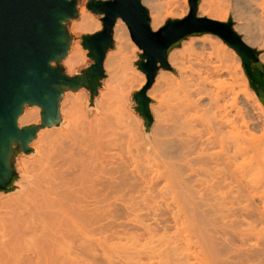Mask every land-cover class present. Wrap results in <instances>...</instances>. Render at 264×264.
<instances>
[{
    "label": "bare ground",
    "instance_id": "6f19581e",
    "mask_svg": "<svg viewBox=\"0 0 264 264\" xmlns=\"http://www.w3.org/2000/svg\"><path fill=\"white\" fill-rule=\"evenodd\" d=\"M211 1L212 0L200 1L199 17H206L208 19L222 23L227 22L229 13L226 12L227 10L225 11L223 9L224 6L222 4H217L215 1L214 3L212 1L211 3ZM184 3H186L185 5L187 6L188 0H185ZM255 4H257V6L255 5L256 7L259 6L261 18L263 19L264 2H261L262 5L259 4V2H255ZM174 11L175 9L173 12L168 11L167 13H169L168 15L170 16L174 13ZM185 12L188 13L187 11ZM185 12H183L184 14H181L185 16ZM79 14V21L76 23L73 21L74 24L72 23L71 25V33L79 35L85 30H88L90 27L93 28L94 26H98L97 28L101 29V25L97 19L95 20L94 15L87 12L83 7H81L79 10ZM174 16L176 15L174 14ZM154 22L155 20L153 23ZM118 23H120V25L116 27L118 28L116 29V36L119 35L122 38L123 35L128 36L126 28L127 24L125 25L120 20ZM155 28L157 29L158 27L156 26ZM260 30H262V28ZM261 33L260 36L262 37L260 38L262 39V42H260L262 49H264V32L261 31ZM116 39L118 38L116 37ZM194 39L199 43V45L202 46L208 44L209 46H214V48H216L215 45L219 43L220 50H222V48L226 49L229 47L226 43L224 44L221 41H215L211 34L202 35V37ZM243 40L248 44L246 38ZM70 43H72L71 46ZM190 46H193V42L190 43ZM229 50L231 56L237 58L238 53L232 47ZM176 51L177 50L171 53L169 61L172 69L178 72L179 78L176 77L172 72L166 70L162 71V76L155 80L153 88L150 89L149 93H147L151 100L155 101L158 97H160V100L162 101V96L165 98L167 95L174 98L175 103L171 102L173 98H165V100H163L164 102L171 100V103L169 101L167 102L170 107H167V105H164V107L166 106L165 108H172V110L174 109L173 111L171 110V112H175V117L174 119H171L172 125L167 128V132L162 130V126H158L160 129V133L158 134H164L163 137L161 134L163 139L161 137L158 138L161 139L160 143L156 139L159 137V135H155L156 140L154 141H157L158 145L160 144L161 147L158 146V150L157 147L152 149L154 150L155 155H157L156 158L162 161L163 166L172 167L168 173L165 175H153L154 172H152L146 175L144 172L133 169H127L125 170L126 173H121V169L118 168L115 174H119V176L109 180V163L100 161L101 155L104 154L105 151H109V148L111 147L109 146V122H111L109 121V114L113 113L117 116V114L119 115L120 113H123L131 97V94L127 95L128 92L130 93V91H126V87L128 86L129 81H131L129 79H132L131 76L128 77V71L134 67H132V62H130L132 58L125 55L121 58L123 59V65H118L115 56L114 58L116 60L113 61L112 56L111 61H109V55L106 54L108 57L106 61L105 59L104 61L108 79L105 81V90L100 91L102 92L100 93V112L98 116L95 115L96 118L94 121L92 120V122H88L79 120L77 114L83 109V105L80 102V104L76 102L78 106L80 105L82 108H80L81 110L79 109L78 111L75 104H73L71 107H68L69 105L65 106V102L62 103L60 99L61 102H59V107H61V125L63 128L59 129L57 126L41 130L40 132L37 131L33 146L36 148L35 151L37 152L38 156L33 162L30 161L31 166H26V159H21V166L23 168V172L26 174L24 175L26 179H28L30 187L24 189L23 184L18 182V179L16 178L17 172L15 170V163H13V161L11 162L12 173L9 176L10 186L8 188L12 190L16 188V190H18V196L21 197L17 198L16 204L14 202L15 205L9 206L10 208L13 207V211L11 212H14L12 215L10 214L12 218H10V221L14 227L16 225V227H18L20 230L22 229V233L20 232V234L24 235V232L26 233L25 235L35 238L33 239L34 241L32 240L33 242L38 241L37 243L42 247V252L38 253L36 257H39V254L44 255L43 260L46 262V264H213V255L218 253L215 251L216 248L214 245L211 243V245L214 247H212V249H214V254H211L212 251L209 248L210 252H208L210 253V256H208V254L205 252V249L202 247L203 243L201 244L199 242V235L195 236V239L197 238L195 241H198L199 243L193 241L192 235L195 233L192 232L193 230H189L187 228V225L190 223V221L186 218L188 215L185 216L186 214H183L185 212H182L184 209L182 210L181 207H185V201H189L187 203H190L191 199H194V202L196 199L205 201V204H202L203 208H205V216H207L206 214L209 213L211 218L213 217L211 216L212 213V215H217L216 213H219L218 216H221L222 223L223 221H228L229 219L231 220V228H235L236 225V229L233 230H238V236H235L237 239L239 238V242H241V246L239 247L238 245V248L240 249H237V245L235 244L236 247H233L235 250L232 251V246L235 245H233L231 239V242H229L230 244L232 243L231 245L227 243L226 239L222 240L224 242L226 241L227 245L224 242L222 243V241L221 244L223 248L224 246L225 248L231 246L229 247L230 249L232 248L230 250L231 252L228 250L229 248H227V251L230 253L235 252L234 254L237 256L236 258L239 261L237 259L234 261L235 255H231L229 252L228 253L232 256V259L228 258L230 255L226 257V259L221 253L220 255L218 253L217 255L219 261H221L220 263L217 261V255L215 261H217L219 264H223V261H227L229 263L228 259H231L233 261H230V264H239L240 260H242L240 264H245L247 257L246 260H243V258H245L244 256L247 255L250 262L247 261L246 264H251L252 262H254L253 264L256 262L257 264H264V93H261V99L255 92H251V98L248 95L250 94V91L249 93L245 94L248 95V98L246 96V101H253V105L251 104L252 106H248V103L241 101L239 97L240 93L237 92L234 94L230 91L232 93V95H230V93H228L225 89H222L225 83L222 85V82L220 83L221 80L219 78L225 73L227 74L232 72L228 66L225 64H214L216 60L212 63H207V70H205V74L207 75L205 77L196 76L197 79H195V76L192 75L191 77L189 73L187 74L189 67L185 62V58L180 53L179 55L176 54ZM68 52L67 53L69 56L67 55L68 57L65 59L64 64L68 71L72 74L76 71V67L80 65V62L85 60L87 53L78 41L69 42ZM222 55L219 57L223 60L224 56L222 57ZM263 56L264 54H262L260 57L262 62H264ZM121 59L119 58L118 61ZM115 63L117 66L113 67ZM233 63L236 64V62ZM111 65H113L112 67L114 69H112L114 71L119 68V72L116 71L117 77L116 75H112V77L109 79V67L111 68ZM202 68L199 69L202 70ZM112 69L111 71L114 72ZM189 70L193 71L194 68L193 70ZM193 73H196V71H193ZM200 74L202 73L200 72ZM224 76L225 75H223V77ZM243 77L244 80H242L245 84L243 85L245 88L247 87L246 89H248L249 82L245 76ZM143 86L144 84L141 85L140 88ZM163 88H166L164 89L166 92L170 91L173 93V96L170 92L166 93L160 91L161 89L163 90ZM124 93L127 96H125ZM65 94H67V91ZM118 95L124 96L121 97L122 99H120V96L118 98ZM84 96H87V93L84 92ZM204 97L208 98L206 104L201 103ZM74 98L76 99L75 95ZM81 98L84 97H80L78 99L81 100ZM111 99L114 100L111 102ZM118 99H120V101ZM117 100L119 101L118 104L116 103L118 102ZM121 100L123 101L121 102ZM160 100L159 103L163 104L164 102L161 103ZM152 108L154 109L156 107ZM161 109L164 111L162 106ZM163 111L161 112L164 115ZM167 111L168 110L165 109V116H167ZM153 112L156 111L154 110ZM161 112L159 114H156L158 112L155 113L157 116L160 115L159 117L156 115L155 116L157 118H162L163 115H161ZM174 114L169 115L168 113V116H164L165 119H163L162 122H164L166 118L170 119V116L172 118ZM114 115L113 117L119 121V116L116 118ZM41 118L42 108L40 106L33 107L30 109V111H25L24 108L21 116L18 119V126L19 128H24L26 125H39L41 123ZM139 122L141 121L139 120ZM168 123H170L169 120ZM163 124L166 123L164 122ZM119 126L122 125L120 124ZM157 128L155 129L157 130ZM120 130L121 129H119V131ZM126 130L128 132V128H126ZM161 131H164L165 133ZM110 135H112L111 132ZM155 136L153 135V137ZM164 136L166 137V140H164ZM169 137L172 138L168 139ZM133 138L134 141L137 142L135 137ZM138 139L140 140V135ZM162 140L164 141L162 142ZM112 143H115V141ZM124 144L126 145V143ZM148 144L149 143H147V145ZM153 147L154 146H152V148ZM150 148L151 147H148V149ZM118 151L121 150L118 149ZM147 152L149 153V151ZM128 155L130 157V152ZM116 162L114 161L113 166H134L133 162L137 161H133L132 164H130V161H125L122 159L119 163ZM155 162L157 161L155 160ZM150 164L152 163L150 162ZM135 165L138 164L135 163ZM154 165L156 166L155 163ZM146 166L148 165L146 164ZM162 177L165 183L161 190L162 192H165L169 195L168 201L172 202L166 204V210H162V205L156 201L155 197H153V194L157 193L158 191V179ZM22 182L24 181L22 180ZM3 189H5V187ZM22 195H24V197H22ZM109 196H111L112 199H115V203L112 202L110 206ZM10 200L11 199H9V201ZM204 201L200 202L204 203ZM116 202H120L121 204H117ZM190 204L188 205L191 206ZM199 206L201 207V205ZM188 208L189 207L186 209ZM180 209L182 211H180ZM144 211H146V213L141 214ZM191 212L192 217L194 212L193 210ZM204 213L201 215L203 216ZM181 214H183L187 220H185ZM2 215L5 216V214ZM167 215H169V218ZM109 218H112L111 224L109 223ZM237 218H240V220L238 223H235ZM82 220L91 224L92 226L99 225L98 230H100V233L97 232V235L100 234L101 236L98 235L100 238H96V240L94 238L92 239V237L97 236L94 234L96 231H98L96 230L97 228H93L94 230H80V222H82ZM193 220L195 221V219ZM105 221H108V224L106 223V225H101V223H104ZM191 223L188 225V227L193 225ZM109 224H113L110 231L109 227L108 229L106 227L109 226ZM223 224L225 227H227L225 223ZM2 227L3 226H1V228ZM173 228H176L175 231L177 232L175 234L170 232ZM228 228H226V230ZM181 229L182 231H190V233H188L189 235H179L181 233L179 230L181 231ZM229 229L227 231H229ZM3 230L0 231V233L3 232ZM226 230H224L223 233L229 235L226 233ZM187 231H185V233ZM4 233L5 232L2 234ZM229 233L233 232L229 231ZM109 238L119 241L117 243L118 245H116V247H118L116 249V256L110 255L112 250L108 252L110 250L108 246ZM224 238H226V236ZM229 238L227 236V239ZM3 239L1 238L0 240ZM209 239L208 241L211 240ZM123 240H125V243H122ZM191 240L195 242V247L192 245L193 242ZM253 240H256V242L253 243ZM3 241H1L2 243L0 242L2 245ZM11 241L13 242V239H11ZM11 241L9 240V243ZM15 243L17 244V242ZM2 245H0V247H2ZM198 245L200 247H198ZM209 245L210 244L208 243V246ZM105 246H108V248ZM10 247L11 250L15 249V246L12 247L11 245ZM256 247H259L257 248L258 250H256ZM245 248L250 250V252L246 250L250 255L246 254V251H244ZM17 249H19V246ZM242 249L245 252L241 255L243 258L240 256V253H243ZM238 252L239 254H236ZM251 254L254 256H251ZM221 255L224 257L223 259H226V261L221 259L222 257L220 258ZM238 256H240V258ZM250 257H254L255 259L253 258L254 260L251 262L252 259ZM1 258L4 259V257ZM14 258L17 259V253L14 254ZM37 259L31 260L30 258V263H41V261ZM18 261L21 262L19 258L17 259V262Z\"/></svg>",
    "mask_w": 264,
    "mask_h": 264
},
{
    "label": "water",
    "instance_id": "95a60500",
    "mask_svg": "<svg viewBox=\"0 0 264 264\" xmlns=\"http://www.w3.org/2000/svg\"><path fill=\"white\" fill-rule=\"evenodd\" d=\"M191 12L181 20H168L153 31L148 9L142 0H91L87 8L102 15L103 30L82 37L83 47L93 59L86 72L76 77L59 66L67 56L71 37L66 23L78 17L77 0H0V190L9 183L13 146L28 151L36 137L37 126L19 128L24 108H42L41 127L59 121V102L65 90L90 88L94 97L104 77V59L113 45V29L121 18L131 38L143 51L139 70L146 85L134 95L137 111L150 127L154 118L149 109L148 90L160 68H168V55L183 40L212 34L220 37L241 57L251 87L261 99L264 93V64L260 53L234 30L232 19L222 23L198 16L201 0H189Z\"/></svg>",
    "mask_w": 264,
    "mask_h": 264
},
{
    "label": "rangeland",
    "instance_id": "374dc122",
    "mask_svg": "<svg viewBox=\"0 0 264 264\" xmlns=\"http://www.w3.org/2000/svg\"><path fill=\"white\" fill-rule=\"evenodd\" d=\"M91 0H77V9H78V17L77 18H75V19H71V20H69L67 23H66V27H67V31H68V33H69V36L71 37V39H70V41L72 42V41H78V42H80V44H81V46L83 47V44H82V37L84 36V35H92V34H95V33H97V32H100V31H102L103 30V22H102V18H103V16L102 15H98V14H95V13H93V12H91L88 8H87V4L90 2ZM103 1H106V0H103ZM146 1V2H145ZM142 0V3H143V5L148 9V11H149V15H150V19H151V28H152V30L153 31H158L159 29H161V28H163L164 26H165V24L167 23V21L168 20H181V19H185V18H187L188 16H189V14H190V12H191V7H190V1L188 0V4H187V6L185 5L186 3H184V1L185 0H178V1H176V0ZM210 1V0H209ZM213 1V3H214V1L217 3V4H222L224 7H223V9L227 12V13H229V18H228V20L229 19H232L233 20V23H234V30L239 34V35H241V37L244 39V38H246V41L248 42V45L249 46H251L252 48H254V49H256L259 53H260V57H261V55L262 54H264V49H262V46H261V42H262V39L260 38V37H262V36H260L262 33H261V31L262 32H264V18L262 19L261 18V11H260V8H259V6L258 7H256L257 6V4H255V2L256 3H258L259 2V4H261V2L263 3L264 2V0H212ZM212 1H211V3H212ZM249 1H251V2H249ZM170 2V3H169ZM169 3V4H168ZM226 3V4H225ZM233 3V4H232ZM256 5V6H255ZM262 5V4H261ZM228 6H230V7H228ZM81 7H83L87 12H89V13H91L92 15H94V18H95V20L97 19V21L99 22V24L101 25V29L100 28H97L96 26H94L93 28L92 27H90L88 30H85L83 33H81V34H79V35H77V34H74V33H71L70 32V28H71V25H72V23H73V21L76 23L77 21H79V18H80V14H79V10L81 9ZM184 7H186V8H184ZM227 8V9H226ZM244 8V9H243ZM175 9V11H174V13L172 14V15H168L169 13H167L168 11L170 12V11H172L173 12V10ZM187 9V10H186ZM254 9V10H253ZM185 11H187L188 13H186ZM176 12V13H175ZM183 12H185V16H183L182 14H184ZM182 13V14H181ZM174 14L176 15V16H174ZM178 15V16H177ZM182 15V16H181ZM200 15V13H199V8H198V16ZM180 16H181V18H180ZM183 17V18H182ZM201 17V16H200ZM239 17V18H238ZM119 20L120 21H122L125 25H126V23L122 20V19H118L117 21H116V23H115V26H114V34H113V45H112V47L108 50V52H107V55H109V61H111V57L113 58V61L114 60H116L118 63V65L120 64V65H123V59H121L124 55L125 56H129L130 58H132L131 60H130V62H132V67H134V68H132L130 71H128L129 73V76L128 77H130L131 76V78L132 79H129V80H131V81H129V83H128V86L126 87L127 89H126V91H130V93L128 92V94L127 95H130L131 94V97H130V100H129V103H128V105L126 106V110L124 109V111H123V113H126V114H123V113H120L119 115L117 114V116L116 115H114L113 113H111V114H109V121H111V122H109V146H111L110 148H109V151H105L104 152V154H102L101 155V160L100 161H103V162H105V163H109V180L111 179V178H114V177H118L119 176V174H115L116 173V171H117V169L118 168H120L121 170L120 171H122L121 173H126L125 172V170H138V171H140V172H144V174H146V175H148L149 173H152V172H154V174L153 175H165L166 173H168L170 170H171V166H163L162 165V161L160 160V159H158V158H156V156L157 155H155V153H154V150H152V149H154L155 147H157V150L159 149L158 148V146L159 147H161L160 146V144L158 145V142H160L161 143V139H158V138H160L161 137V134H158V133H160V129H159V127H161L162 126V130H164L165 132H167L166 130H167V128L168 127H170L171 125H172V122H171V119H174V117H175V112H171V110H172V108L170 109H168V108H165L164 107V105H167V107H170L169 105H168V101L170 102L171 100H168L167 102H166V104H165V102L163 101V100H165V98H173V97H169L168 95V97L166 96L165 98H163V96H162V101L160 100V97H158L157 98V100L155 101V100H151V98L149 97V99L151 100V107H150V105H149V107H150V111H151V113H152V115H153V118H154V121H153V124L150 126V127H148L147 125H146V120L140 115V113L137 111V102L135 101V99H134V95L138 92V91H140L145 85H146V83H147V78H146V75L141 71V70H139V67H138V65H137V63L138 62H140L141 61V59H140V55L141 54H143V51L136 45V43L132 40V38H131V34H130V31H129V28H128V26L126 25V28H127V35L128 36H124L123 35V38L122 37H120L119 35H117L116 36V29H118V28H116L117 26H119L120 25V23H118L119 22ZM155 20V22L153 23V21ZM228 20H227V22H228ZM263 21V22H262ZM226 23V22H225ZM74 24V23H73ZM258 25V26H257ZM158 27L157 29L155 28V27ZM262 26V27H261ZM259 27V28H258ZM262 28V30H260L261 28ZM86 32V33H85ZM249 33V34H248ZM261 33V34H260ZM248 34V35H247ZM205 35H207V34H205ZM212 35V34H211ZM253 35V36H252ZM249 36V37H248ZM116 37L118 38V39H116ZM199 37H202V36H192V37H188V38H186L185 40H183L182 42H181V44L178 46V47H176V48H174L171 52H170V54H169V56H168V68H160V70H159V72H158V74H157V76H156V79L155 80H157L158 78H160L161 76H162V71H169V72H172L173 74H175V76L176 77H178L179 78V74H178V72L176 71V70H173L172 69V67H171V64H170V61H169V57H170V55H171V53H173V51H175V50H177L176 51V54H178L179 55V53L181 54V55H183L184 56V58H185V62H186V64H187V66L189 67V69H191V70H193V68H194V72L196 71V73L197 72H201L202 74H200V72L199 73H193V71H190L189 69H188V72H187V74L189 73V75L192 77V75L193 76H197V77H200V76H203V77H205L207 74H205L206 73V71L205 70H207L206 69V66H207V63H212V62H214L215 60V62H214V64H225L226 66H228L229 68H230V70L233 72H230V73H225V74H223V75H225L224 77H223V75L219 78L221 81H220V83L223 85V83H225L224 84V87L222 88V89H225L228 93H230V95H232V93L231 92H233L234 94L235 93H240L239 94V97H240V99H241V101H243L244 103H248L249 105L248 106H252L253 104V101H251L250 102V100H248V101H246V96H247V98H248V95L250 96V98H251V92H255L254 91V89L251 87V84H250V81H249V78H248V76H247V74H246V72H245V70H244V67H243V63H242V60H241V58H240V56L237 54V58H234V57H232L231 56V53H230V46L228 47V48H222V50H220L219 49V46H220V44L218 45H215L216 46V48H214V46H209L208 44L207 45H205V46H202V45H199V43L198 42H196V40L194 39V38H199ZM212 37H213V39H215V41H221L222 43H224L225 44V42L221 39V38H219V37H217V36H215V35H212ZM249 38V39H248ZM122 39V40H121ZM261 41V42H260ZM184 42V43H183ZM186 42V43H185ZM191 42H193V46L191 47L190 46V43ZM183 43V44H182ZM250 43V44H249ZM71 44L72 43H70V46H71ZM257 44V45H256ZM119 45H120V47H119ZM123 46V47H122ZM122 47V48H121ZM221 47H222V45H221ZM259 47V48H258ZM261 47V48H260ZM213 48V49H212ZM83 49L84 50H86L84 47H83ZM120 49V50H119ZM184 49V50H183ZM206 49V50H205ZM217 49V50H216ZM118 50V51H117ZM121 50H123V51H121ZM212 50H214V51H212ZM125 51V52H124ZM179 51V52H178ZM185 51V52H184ZM123 52V53H122ZM211 52V53H210ZM220 52V53H219ZM69 53V52H68ZM68 53H67V55H68ZM86 57H85V60H82L81 62H80V65L79 66H77L76 67V71L74 72V73H70L69 71H68V69H67V67L65 66V64H64V62H65V59L69 56H66L65 57V59L61 62V64L60 65H57V64H53V66H59V67H61L62 69H63V71L65 72V74L66 75H68V76H70V77H76V76H78V75H81V74H83L84 72H86L87 71V69L92 65V64H94V61H93V59L89 56V51H87L86 50ZM117 53V54H116ZM125 53V54H124ZM209 53V54H208ZM127 54V55H126ZM186 54H187V56H186ZM216 54V55H215ZM223 54V55H222ZM106 55V58H105V61H106V59H107V56ZM118 55H120V56H118ZM210 55V56H209ZM221 55H222V57L224 58L223 60H222V58H220L221 57ZM114 56H115V58H114ZM189 56H190V58H189ZM213 56V57H212ZM220 56V57H219ZM264 57V56H263ZM121 59L120 61H118V59ZM195 58V59H194ZM210 58H211V60H210ZM190 59H191V61H190ZM219 59V60H218ZM188 60V61H187ZM239 60V61H238ZM261 60V59H260ZM105 61H104V77L100 80V87L98 88V90H97V92H96V94H95V96L94 97H91V93H90V88L89 87H85V86H83V87H81V88H79V89H77V90H75V91H72V90H66L67 91V94H65L66 93V91L64 92V94H63V96H62V98H61V101H62V103L63 102H65V106H68V107H71V106H73V104H75V106L77 107V110L79 111V109L81 108V106L79 107L78 106V104H82L83 106H82V110L84 111H82L81 109V112H78V114H77V117L79 118V120H84V121H88V122H92V120L94 121V119L96 118V116H98V114H99V112H100V101H101V94L100 93H102V92H100V91H104L105 90V81L108 79V75H107V72H106V69H105ZM197 61V62H196ZM226 61V62H225ZM264 61V60H263ZM82 62H83V64H82ZM199 62V63H198ZM233 62H236V64L235 63H233ZM112 63H114V62H112ZM122 63V64H121ZM263 64H264V62H262ZM117 64L115 63V65L113 66V65H111V68L109 67V79L112 77V75L113 76H115L117 73H116V71H118V69L116 70V71H114L113 69V67H116L117 66ZM234 64V65H233ZM211 65V64H210ZM238 65V66H237ZM113 66V67H112ZM191 66H192V68H191ZM201 66V67H200ZM236 66V67H235ZM203 67V68H202ZM235 67V68H234ZM113 68V69H112ZM202 68V70H200V69ZM238 68H240V69H238ZM111 69L114 71V72H112L111 71ZM204 71V72H203ZM119 72V71H118ZM243 72V73H242ZM115 73V74H114ZM134 73V74H133ZM121 74V73H120ZM119 74V75H120ZM131 74V75H130ZM200 74V75H199ZM235 74V75H234ZM226 75H227V77H226ZM234 75V76H233ZM245 76V78H247V80H248V82H249V86H248V89H246L245 87H244V83H243V76ZM121 76V75H120ZM239 76V77H238ZM116 77H117V75H116ZM195 77H193V78H195ZM197 77L195 78V79H197ZM242 77V78H241ZM236 78H237V80H236ZM199 79V78H198ZM243 79V80H242ZM223 80H225V81H223ZM132 82H134V83H132ZM230 82V83H229ZM240 82V83H239ZM109 83H110V81H109ZM232 83V84H231ZM241 83H242V85H241ZM129 84H130V86H129ZM133 84V85H132ZM144 84V86L142 87V88H140L141 87V85H143ZM154 84H155V82H154ZM154 84L151 86V88L150 89H152L153 88V86H154ZM219 84V83H218ZM226 84H227V86H226ZM231 84V85H230ZM244 84V85H243ZM239 85V86H238ZM241 85V86H240ZM229 86V87H228ZM238 86V87H237ZM130 87V88H129ZM234 87V88H233ZM132 88V89H131ZM137 88V89H136ZM229 88V89H228ZM150 89L148 90V93H149V91H150ZM164 89H166V88H163V90L161 89L160 91H163V92H166ZM237 89V90H236ZM168 90V89H167ZM171 90V89H170ZM235 90V91H234ZM240 90V91H239ZM245 90V91H244ZM172 91V90H171ZM231 91V92H230ZM241 91H242V94H241ZM247 91V92H246ZM249 91H250V94H248V95H245V94H247V93H249ZM84 92L85 93H87V96H84ZM168 92H170V91H168ZM168 92H166V93H168ZM173 92V91H172ZM80 93H82V94H80ZM161 93V92H160ZM171 93V92H170ZM170 93H169V95H170ZM243 93H244V95H243ZM256 93V92H255ZM165 94V93H164ZM172 94V96H173V93H171ZM74 95H75V97H76V99L74 98ZM124 95L125 96H127L125 93H124ZM124 95H122V96H120V95H118V98H119V96H120V99H122L121 97H123ZM78 96V97H77ZM171 96V95H170ZM244 96V97H243ZM72 97H73V99H72ZM80 97H84L85 98V100H84V98H81V100H79L78 98H80ZM67 98V99H66ZM249 98V99H250ZM100 99V100H99ZM116 99V98H115ZM120 99H118L119 101H120ZM76 100V101H75ZM114 99H111L110 101L112 102ZM117 100V101H118ZM124 100V99H123ZM123 100H121V102L123 101ZM159 100L161 101V103L162 102H164L163 104H160L159 103ZM204 100V101H203ZM60 101V102H61ZM83 101V102H82ZM119 101L118 102H116L117 104L119 103ZM203 101V102H202ZM202 101H201V103H204V104H206L207 103V101H208V98L207 97H204L203 99H202ZM74 102V103H73ZM78 104H77V103ZM80 102V103H79ZM115 102H113V103H115ZM172 103H175L174 102V98H173V100L171 101ZM170 102V103H171ZM69 103V104H68ZM84 103V104H83ZM91 103V104H90ZM116 104V105H117ZM160 106H159V105ZM252 104V105H251ZM93 105V106H92ZM113 105H115V104H113ZM158 105V106H157ZM171 105V104H170ZM88 106H89V108H88ZM161 106H162V108H164V111L161 109ZM33 107H38V105H34V106H29V105H27L26 107H25V111H30V109H32ZM152 107H156V108H152ZM60 109H61V107H59V114H60ZM153 109V110H152ZM165 109L166 110H168L167 112L169 113V115H172V114H174L173 115V117L171 118V116L169 117L170 119H168V118H166V120H167V122H166V120L164 121L166 124H163L164 122H162V120L163 119H165V117H167L168 116V113H167V116H165L166 115V112H165ZM98 110V111H97ZM156 111V112H158V113H156V112H153V111ZM170 110V111H169ZM174 110V109H173ZM172 110V111H173ZM161 111H163L164 112V115H163V113L161 112V115H163V117L161 118H157V117H159V116H157L156 114H159ZM83 112V113H82ZM110 112H112V111H110ZM81 113H82V115H81ZM156 113V114H155ZM171 113V114H170ZM114 116H116V118H118V116H119V121L117 120V119H115L114 117H113V115ZM82 116V118H81V116ZM96 115V116H95ZM124 115V116H123ZM130 115H131V117H130ZM157 117H156V116ZM125 116H127V117H125ZM165 116V117H164ZM122 117V118H121ZM112 118V119H111ZM114 118V119H113ZM128 118V119H127ZM131 118V119H130ZM88 119V120H87ZM115 120H117V121H115ZM139 120L141 121V122H139ZM157 120H158V122H157ZM168 120L170 121V123H168ZM129 121H130V123H129ZM173 121V120H172ZM60 122V123H59ZM161 122V123H160ZM41 123H42V118H41ZM41 123L39 124V125H37V124H33L34 126H37V127H39V130H38V132H40L41 130H45V129H47V128H52V127H57V128H59V129H61V128H63V126L61 125V114H60V117H59V121L56 123V124H54L53 126H46V127H41ZM116 123V124H115ZM140 123V124H139ZM122 125V126H119V125ZM137 124V125H136ZM33 125H26V126H24V127H29V126H33ZM132 125V126H131ZM125 126V127H124ZM135 126V127H134ZM159 126V127H158ZM163 126H166V127H163ZM121 127V128H120ZM157 128V130L155 129V128ZM126 128H128V132H127V130H126ZM119 129H121L122 131H123V129H124V131L122 132L121 130L119 131ZM139 129V130H138ZM155 129V130H154ZM159 129V130H158ZM112 130V131H111ZM114 130H115V132H114ZM133 131H135V132H133ZM154 131V132H153ZM164 131H161V132H163V133H165ZM110 132H111V134L112 135H110ZM114 132V133H113ZM157 132V133H156ZM129 135H128V134ZM118 136H117V135ZM124 134V135H123ZM131 135V136H130ZM138 135V136H137ZM139 135H140V140L138 139V137H139ZM153 135L155 136V135H159V137H157L156 138V136L155 137H153ZM163 135L164 134H162V137H163ZM114 136V137H113ZM127 136V137H126ZM137 136V137H136ZM166 136V135H165ZM164 136V137H165ZM126 137V138H125ZM133 137H135V140H137V142L136 141H134V138ZM143 137V138H142ZM161 137V138H162ZM173 137V136H172ZM171 137V138H172ZM112 138V139H111ZM121 138V139H120ZM124 138V139H123ZM142 138V139H141ZM154 138V139H153ZM157 139V141H154V140H156ZM170 137L168 138V139H171ZM174 138V137H173ZM35 139L36 138H34L33 139V141H31L30 143H29V145H28V151H26V150H24L23 151V149L22 148H19L20 146L16 143L14 146H15V150H14V146H13V151H14V154H13V156H12V158H11V162L13 161V163H15V170H16V178L18 179V182H20V183H22L23 184V187H24V189H26L27 187H30V184H29V182H28V179H26V177H25V173L23 172V168H22V166H21V161L23 160V159H26L25 161L27 162V165L26 166H31L30 165V161H34V159H36V157L38 156V154H37V152L35 151L36 150V148L33 146L34 145V143L33 142H35ZM127 139H129V140H127ZM132 139V140H131ZM153 139V140H152ZM163 139V138H162ZM122 140V141H121ZM125 140V141H124ZM160 140V141H159ZM164 140H166V137L164 138ZM164 140H162V142L164 141ZM115 141V143H112V142H114ZM128 141V142H127ZM132 141V142H131ZM144 141V142H143ZM103 142V141H102ZM130 142V143H129ZM136 144H135V143ZM104 143V142H103ZM123 143V144H122ZM124 143H126V145L124 144ZM147 143H149L148 145H147ZM112 144V145H111ZM115 144V145H114ZM129 144V145H128ZM135 145V147H134V145ZM142 144V145H141ZM119 145V146H118ZM127 145H128V148H127ZM132 145V146H131ZM154 146L153 148H152V146ZM17 146V147H16ZM113 146V147H112ZM121 146V147H120ZM123 146V147H122ZM135 148V150H134V148ZM147 147V148H146ZM148 147H151L150 149H148ZM124 148V149H123ZM133 150H132V149ZM118 149L119 150H121V151H118ZM128 149H130V150H128ZM148 149V150H147ZM125 150V151H124ZM128 152H127V151ZM147 151H149V153H150V155H149V153L147 152ZM112 152V153H111ZM129 152H130V157H129ZM155 152H156V149H155ZM112 154V155H111ZM114 154V155H113ZM119 154V155H118ZM136 154V155H135ZM147 154H148V156H147ZM151 154H153V155H151ZM117 155H118V157H117ZM111 156V157H110ZM115 156V157H114ZM129 157V158H128ZM131 158V159H130ZM149 158V159H148ZM22 159V160H21ZM121 159L122 160H125V161H130V164H132V162L133 161H137V162H133V165L134 166H113L114 165V161L116 162V163H119L120 161H121ZM129 159V160H128ZM135 159V160H134ZM27 160H29V161H27ZM111 160V161H110ZM153 160V161H152ZM155 160L157 161V162H155ZM31 162V163H32ZM112 162V163H111ZM150 162L152 163V164H150ZM135 163L136 164H138V165H135ZM145 163V164H144ZM154 163L156 164V166L154 165ZM158 163V164H157ZM146 164L148 165V166H146ZM149 164H150V166H149ZM154 165V166H153ZM21 172V173H20ZM25 174V175H24ZM23 178H22V177ZM202 177V176H201ZM202 179V178H201ZM22 180L24 181V182H22ZM158 182H159V184H158V191H157V193H154L153 194V197H155L156 198V201L159 203V204H161L162 205V210H166V204L167 203H169L170 201H168V199H169V195L168 194H166L165 192H162V188H163V186H164V180H163V177L162 178H159L158 179ZM10 185H9V183H7V184H5V189L4 190H0V221H1V224H3V225H1L0 224V231H2L3 229H5V230H3V232H5L4 234H2L3 232H1L0 233V237L4 240H0V242L1 241H3V245L0 243V245H2V247H0V264H34V262H31L30 263V261L32 260V259H37V258H39V259H37V260H40L41 261V263H39V264H46V262L43 260V258H44V255H42V254H39V257H36L37 256V254L38 253H40V252H42V247H41V245H39L37 242L38 241H36V242H33L34 240L33 239H35V238H32V236L30 237V236H28V235H25L26 233H24L23 232V234L25 235V239H24V235H22V234H20V232H21V230L18 228V227H16V225H15V227H14V225L12 224V222L10 221L12 218H11V216H10V214L12 215V213H14V212H11V211H13V207L12 208H10L9 206H12V205H15L16 204V201H17V198L19 197H21V196H18V190H16V188L15 189H9L8 187H9ZM23 192V191H22ZM19 195H21V194H19ZM26 195V194H25ZM8 197V198H7ZM11 197V198H10ZM14 197H16V198H14ZM22 197H24V195H22ZM14 200H13V199ZM7 199V200H6ZM9 199H11L10 201H9ZM192 200V199H191ZM190 200V203H187V202H189V201H185L186 203H185V207L183 206V207H181V209L183 210H181L180 209V211H182V212H185V213H183L185 216H187L186 218L187 219H189V221H190V223L191 224H193V225H191L190 227H188V225H190V223H189V221H188V225H187V228L189 229V230H193L192 232L193 233H195L194 235H192V239H193V241H195V240H197V238L195 239V236H198V239H199V242L202 244V247H203V249H205V252L208 254V256H210L209 254V250L211 249V251H212V253L211 254H214V252H213V250L214 249H212V247H213V245H214V247L216 248V250L215 251H217L218 253H219V255H220V253L226 258V257H228L230 254L232 255V254H234L235 252H233V253H230L231 251V249L233 248V247H236V245H237V249H240V248H238V245H239V247L241 246V242H239V238L237 239L236 238V236L235 235H237L238 236V230L236 231V233L234 234V230L233 229H236V225H235V228H231V225H230V221L231 220H229L228 219V221H223V223H225L226 224V226L227 227H225L224 226V224L221 222V216L219 215L218 216V214L219 213H216L217 215H212L211 214V216H213V217H211L210 218V214L208 213V214H206L207 216H205V213H204V211H205V208H203V205L205 204V201L204 200H201V199H196L195 200V202H194V199L191 201ZM200 201H204V203L202 202H200ZM14 202H15V204H14ZM112 202H114L115 203V199H112V197L111 196H109V206L111 205V203ZM182 202V201H181ZM184 202V201H183ZM117 204H121L120 202H116ZM170 203H172V202H170ZM193 203V204H192ZM196 203V204H195ZM184 204V203H183ZM187 204V205H186ZM188 204H190L191 206H189ZM198 204V205H197ZM203 204V205H202ZM181 205V204H180ZM193 205H195V206H193ZM197 205V206H196ZM199 205H201V207L199 206ZM176 206V205H175ZM189 207L188 209H186L187 207ZM193 206V207H192ZM3 210H2V209ZM194 209H195V211L197 212V211H199V212H195L194 211ZM197 209V210H196ZM201 211H200V210ZM193 210V214H192V217H191V211ZM207 210V209H206ZM5 211V212H4ZM189 211V212H188ZM10 212V213H9ZM182 212H180V213H182ZM9 213V214H8ZM146 213V211H144V212H142L141 214H145ZM189 213V214H188ZM202 213H204V217H206V218H204L201 214ZM211 213V212H210ZM2 214H5V216L4 215H2ZM9 216H8V215ZM183 214H181L182 216H183ZM199 214V215H198ZM208 216H209V218H208ZM167 217L169 218V215H167ZM189 217V218H188ZM218 217V218H217ZM11 218V219H10ZM183 218L185 219V220H187L184 216H183ZM190 218H191V220H190ZM80 219H81V217H80ZM79 219V220H80ZM82 219H83V217H82ZM110 220H109V223L111 224V221H112V218H109ZM193 219H195V221L193 220ZM202 219V220H201ZM211 219V220H210ZM231 219V218H230ZM233 219V218H232ZM4 220H5V222H4ZM8 220V221H7ZM78 220V221H79ZM84 220V219H83ZM82 220V222H80V230H92L93 228L95 229V228H97L96 230H98V226L99 225H94V226H92L91 224H89V223H87V222H84ZM213 220V221H212ZM215 220H217V221H215ZM234 220H236V219H234ZM240 220V218L238 219L237 218V220H236V222L235 223H238V221ZM233 221V220H232ZM241 221H242V219H241ZM8 222V223H7ZM108 221H105L104 223H101V225L103 224H105L106 225V223H107ZM6 223V224H5ZM186 223H187V221H186ZM233 223H234V221H233ZM233 223L231 222V224L233 225ZM10 224V225H9ZM108 224V223H107ZM109 224V226H106L107 227V229H108V227H109V231H110V229H111V227L113 226V224L112 225H110ZM241 224V223H240ZM239 224V225H240ZM9 227H8V226ZM196 225V226H195ZM239 225H237V226H239ZM1 226H3L2 228H1ZM224 226V227H223ZM106 227H105V229H106ZM230 229H229V228ZM234 227V226H233ZM12 228H13V230H12ZM15 228V229H14ZM16 228H17V231H16ZM186 228V227H185ZM186 228V229H187ZM226 228H228L229 229V231L230 232H233V233H229V231H227L226 230ZM10 229V230H9ZM93 229V230H94ZM106 229V230H107ZM238 229V228H237ZM20 230V231H19ZM25 230V229H24ZM72 230V229H71ZM176 230V228H173V229H171V231L170 232H172V234H175L177 231H175ZM224 230H226L227 232V234H229V235H226L225 233H223L224 232ZM184 231V230H183ZM182 231V229H181V231L179 230V232H181L179 235H182V236H185V235H189L188 233H190V231H187V230H185V231H187L186 233H185V231L183 232ZM6 232H8V233H6ZM26 232V231H25ZM97 232H99L100 233V230H98V231H96L94 234H96L97 235ZM191 232V233H192ZM220 232V233H219ZM14 233V234H13ZM15 233H17V234H15ZM22 233V232H21ZM28 233V232H27ZM2 234V235H1ZM6 234V235H5ZM7 234H8V236H7ZM10 234V235H9ZM13 234V235H12ZM226 236V238H224L225 236ZM21 235V236H20ZM30 235V234H29ZM99 236H101L100 234H98ZM96 236V237H92V239L94 238L95 240H96V238L98 239V238H100L99 236ZM110 235V234H109ZM205 237H204V236ZM234 235V236H233ZM4 236V237H3ZM6 236V237H5ZM14 236V237H13ZM22 236H23V238H22ZM26 236H28V237H26ZM201 236V237H200ZM224 236V237H223ZM227 236H228V238L229 239H227ZM12 237V238H11ZM209 237H210V239H209ZM0 238V239H1ZM6 238V239H5ZM8 238V239H7ZM32 238V239H31ZM211 241H208V239ZM11 239H13V242L11 241ZM23 239H24V241H23ZM204 239V240H203ZM219 239V240H218ZM221 239V240H220ZM222 239H226L227 240V243L229 244V245H231L232 243H233V245H235V246H232V248L230 249L229 247H231V246H229V247H227V248H229L228 250L230 251H227V248H225V246H224V248H223V246H222V244H221V241H222V243L224 242ZM232 240V243L230 244L229 242H231V240ZM9 240L11 241L10 243H9ZM20 240V241H19ZM33 240V241H32ZM17 242V244L15 243V242ZM124 241V242H123ZM122 241V243H125V240H123ZM192 241V240H191ZM192 241V242H193ZM205 241H207V242H205ZM23 242V243H22ZM27 242H28V244H27ZM33 244H32V243ZM119 241L118 240H116V239H114V240H112V239H110L109 238V244H108V246H109V251L108 252H110L111 250V252H110V255H114V256H116L117 254H116V249L118 248V247H116V245H118L117 243H118ZM195 242H198V241H195ZM195 242H193V246H194V243ZM198 242V243H199ZM205 242V243H204ZM237 242V243H236ZM256 242V240H253V243H255ZM13 243V244H12ZM31 243V244H30ZM37 243V244H36ZM207 243V244H206ZM208 243L210 244L209 246H208ZM211 243L213 244V245H211ZM225 244H226V241L224 242ZM239 243V244H238ZM4 244H5V246H4ZM23 244H24V246H23ZM34 244H36V245H34ZM201 244H200V246H201ZM225 244H223V245H225ZM12 245V247H14L15 249H12L11 250V246ZM19 246V249H17L18 248V246ZM31 245V246H30ZM197 245V244H196ZM207 245V246H206ZM227 245V244H226ZM5 248H4V247ZM108 246L106 247V248H108ZM199 245H198V247H200ZM211 246V247H210ZM222 246V247H221ZM35 247V248H34ZM195 247V246H194ZM213 247V248H214ZM260 247V246H259ZM259 247H256V250H258L257 248H259ZM210 248V249H209ZM4 249H6V250H4ZM8 249V250H7ZM23 249V250H22ZM237 249H236V251H237ZM248 249H251V248H248ZM15 250V251H14ZM22 250V251H21ZM31 250V251H30ZM235 250V248H233L232 249V251H234ZM247 249L245 248V250L244 251H246ZM255 250V251H256ZM3 251V252H2ZM8 251V252H7ZM12 251H13V253L14 254H16L17 253V259L19 258V260L21 261L22 259V261L21 262H17V259L16 258H14V254L12 253ZM106 251H107V249H106ZM209 251V252H208ZM220 251V252H219ZM242 251H243V249H242ZM241 251V252H242ZM243 251V253H240V256L242 255V254H244L245 252ZM247 251H249L250 252V250H247ZM247 251H246V254H248L247 253ZM252 251H254V250H252ZM5 252V253H4ZM11 252V253H10ZM113 252V253H112ZM230 254H229V253ZM239 252H240V250H239ZM239 252L238 253H236V254H239ZM9 253V254H8ZM36 253V254H35ZM216 253V252H215ZM217 253V254H218ZM253 253V252H252ZM4 254V255H3ZM5 254H7V255H5ZM10 254H13V255H10ZM109 254V253H108ZM217 254H215V255H213L214 257H213V259H212V261L214 260L215 261V258H216V255ZM245 254V255H246ZM2 255V256H1ZM19 255H20V257H19ZM109 255V256H110ZM222 255L220 256V258L222 257ZM226 255V256H225ZM230 255V257H228V258H231L232 256ZM235 255V254H234ZM248 255H250V254H248ZM22 256V257H21ZM240 256H238L239 258H240ZM244 256V255H243ZM251 256H254V255H252L251 254ZM1 257H4V259L3 258H1ZM16 257V256H15ZM36 257V258H35ZM224 257H222L221 259H223ZM237 256L235 255V258H234V256H233V258H234V261L237 259L236 258ZM242 257V256H241ZM245 258H243V260L245 259L246 260V257H247V261H249L248 260V256L246 255V256H244ZM14 258V259H13ZM30 258H31V260H30ZM210 258V257H209ZM211 258H212V256H211ZM251 258V257H250ZM249 258V259H250ZM254 258V257H253ZM253 258H251L250 260H251V262L255 259H253ZM15 259H16V261H15ZM218 259V260H217ZM217 261L220 263V261H219V258H218V255H217ZM227 259V258H226ZM226 259H223V260H225L226 261ZM232 259V258H231ZM231 259H228V261H229V263L226 261V262H224L223 260V264H225V263H228V264H230V261H233V260H231ZM238 260V259H237ZM13 261H15V262H13ZM194 261V260H193ZM213 261V264L215 263V264H219L217 261H215L214 262ZM239 261V260H238ZM238 261H237V263H238ZM241 261L242 260H240V262H239V264L241 263ZM247 261H245V264L247 263ZM39 262V261H38ZM244 262V261H243ZM242 262V263H243ZM250 262V261H249ZM232 263V262H231ZM254 262H252L251 264H253ZM222 264V263H221ZM233 264V263H232ZM234 264H236V263H234ZM244 264V263H243ZM250 264V263H249ZM255 264H257V262L255 263Z\"/></svg>",
    "mask_w": 264,
    "mask_h": 264
}]
</instances>
